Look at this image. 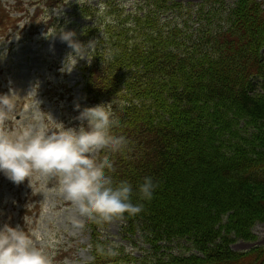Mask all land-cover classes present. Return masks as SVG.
<instances>
[{
  "label": "trees",
  "instance_id": "16d2710c",
  "mask_svg": "<svg viewBox=\"0 0 264 264\" xmlns=\"http://www.w3.org/2000/svg\"><path fill=\"white\" fill-rule=\"evenodd\" d=\"M148 2L144 15L101 26L82 70L87 102H108L119 121L113 135L128 141L109 155L112 175L133 185L132 203L144 208L120 217L123 229L156 251L178 239L195 250L144 264H264L262 246L231 248L254 241L253 224L264 222V7L235 0L219 14L223 26L194 47L182 29L158 21L157 11L177 3ZM145 176L158 184L151 201L139 198Z\"/></svg>",
  "mask_w": 264,
  "mask_h": 264
},
{
  "label": "rangeland",
  "instance_id": "374dc122",
  "mask_svg": "<svg viewBox=\"0 0 264 264\" xmlns=\"http://www.w3.org/2000/svg\"><path fill=\"white\" fill-rule=\"evenodd\" d=\"M234 1L172 0L178 8L157 11L158 21L182 29L185 41L196 47L200 34L223 26L220 15L223 17ZM258 1L264 7V0ZM149 8L148 0H0V94L9 89L15 92L14 108L0 120V133L11 134L25 127L55 132L61 123L76 127L74 105L88 106L82 70L90 63L80 60L70 73L61 72L70 49L58 36L45 38L44 34L59 28L74 30L81 43L92 41L91 59L104 23L116 16H142ZM52 22L47 30L46 25ZM90 26L97 35L82 34ZM261 52L264 54V48ZM253 84L259 91V84ZM93 155L97 158L98 153ZM91 220L65 198L57 177L34 171L29 180L16 185L0 174V224L19 225L50 257L51 264H88L92 257L96 264H144L154 257L164 258L162 254L195 253L183 239L165 242V248L156 251L140 234L126 233L120 217L89 223ZM252 232L254 241L237 239L232 250L264 247V222L254 223Z\"/></svg>",
  "mask_w": 264,
  "mask_h": 264
},
{
  "label": "clouds",
  "instance_id": "9594fccd",
  "mask_svg": "<svg viewBox=\"0 0 264 264\" xmlns=\"http://www.w3.org/2000/svg\"><path fill=\"white\" fill-rule=\"evenodd\" d=\"M103 11V10H102ZM74 30L59 28L45 38L59 37L70 51L62 60L61 72L70 73L80 60L90 63L91 42L75 39ZM0 94V120L14 108L12 94ZM79 123L66 127L61 123L58 131L25 127L8 134L0 133V174L19 185L34 171L46 177L58 178L60 191L72 202L79 214L88 219L110 221L113 218L136 215L143 211L142 203L133 204V185L128 180H115V168L109 155L122 153L128 141L123 135H113L119 127L111 105L99 103L91 106L74 105ZM106 155L97 159L95 153ZM139 198L151 201L158 184L145 176L138 184ZM80 227V225H77ZM0 264H51L44 251L35 246L32 236L19 225L0 224Z\"/></svg>",
  "mask_w": 264,
  "mask_h": 264
}]
</instances>
